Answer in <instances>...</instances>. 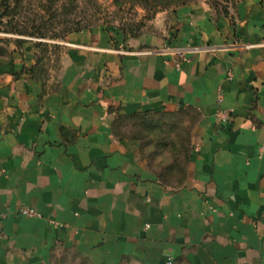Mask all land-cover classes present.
Returning <instances> with one entry per match:
<instances>
[{
  "label": "crops",
  "instance_id": "crops-1",
  "mask_svg": "<svg viewBox=\"0 0 264 264\" xmlns=\"http://www.w3.org/2000/svg\"><path fill=\"white\" fill-rule=\"evenodd\" d=\"M62 45L56 80L33 76L29 43L0 56V264H264V2L234 23L195 3L138 37ZM179 112L193 148L169 186L115 125Z\"/></svg>",
  "mask_w": 264,
  "mask_h": 264
},
{
  "label": "rangeland",
  "instance_id": "rangeland-1",
  "mask_svg": "<svg viewBox=\"0 0 264 264\" xmlns=\"http://www.w3.org/2000/svg\"><path fill=\"white\" fill-rule=\"evenodd\" d=\"M246 0H189L173 3L155 14L139 1L127 0H0V41L10 50L31 44L41 58V77L56 80L62 43L71 35L108 33L138 37L155 31L163 21L186 5L205 4L214 19H238L239 5ZM264 2V0H259ZM157 20L158 25H155ZM192 116L183 114L120 118L116 135L137 148L140 160L156 178L178 186L189 151L192 152ZM54 264H87L70 254L60 255Z\"/></svg>",
  "mask_w": 264,
  "mask_h": 264
},
{
  "label": "trees",
  "instance_id": "trees-1",
  "mask_svg": "<svg viewBox=\"0 0 264 264\" xmlns=\"http://www.w3.org/2000/svg\"><path fill=\"white\" fill-rule=\"evenodd\" d=\"M127 1H139L145 11H147L149 14H155L158 12L159 9H162V8H167L169 7L170 5H172L173 3H177V4H186L189 0H127ZM5 42H2L0 41V56L1 55H5L7 53V46L3 45ZM24 45L21 44L19 47H22ZM40 62H41V58L37 56V59H36V65H35V73L36 74H33V76L38 79V80H45L44 78L41 77V67H40ZM33 73H34V70H33ZM176 114H183V115H190L188 114L187 112H179V113H176ZM150 115H153V116H163V115H173V114H165V113H159V114H150V113H145V114H139V115H134V116H126V117H122V118H142L144 116H150ZM192 116V115H190ZM120 119V118H119ZM119 119L117 120V122L119 121ZM117 124V123H116ZM116 126V125H115ZM193 126V116H192V125ZM193 147V146H192ZM187 159H185V163L183 165V170H182V181L180 183V185L183 183L184 179H185V176H186V167L189 163V160L191 158V150L189 151L187 157ZM157 179L159 181H161L158 177ZM162 182V181H161ZM163 184H165L164 182H162ZM166 185V184H165Z\"/></svg>",
  "mask_w": 264,
  "mask_h": 264
},
{
  "label": "built area",
  "instance_id": "built-area-1",
  "mask_svg": "<svg viewBox=\"0 0 264 264\" xmlns=\"http://www.w3.org/2000/svg\"><path fill=\"white\" fill-rule=\"evenodd\" d=\"M229 113L230 112L226 111V110H219L217 113L219 121L222 123H227L230 119ZM260 155H264V148L260 149ZM19 214H20V216L25 217V218H38V217H40V214L36 210L31 209V208H26V207L21 208L19 210ZM167 264H171V262L169 261V262H167Z\"/></svg>",
  "mask_w": 264,
  "mask_h": 264
}]
</instances>
